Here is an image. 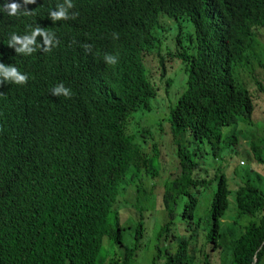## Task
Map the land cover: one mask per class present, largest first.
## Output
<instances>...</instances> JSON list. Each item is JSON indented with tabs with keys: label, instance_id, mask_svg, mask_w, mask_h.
<instances>
[{
	"label": "trees",
	"instance_id": "16d2710c",
	"mask_svg": "<svg viewBox=\"0 0 264 264\" xmlns=\"http://www.w3.org/2000/svg\"><path fill=\"white\" fill-rule=\"evenodd\" d=\"M70 2L75 18L14 28H49L50 70H29L25 84L0 76V264L132 263L145 235L140 175L154 177L161 166L157 143L143 149L147 128L127 127L133 112L156 105L158 80L178 170L163 184L166 214L149 264H263L264 134L250 140L238 121L264 94V0ZM175 60L184 86L172 98ZM61 83L70 98L52 93ZM238 134L250 140L254 164L234 165L230 177ZM133 182L134 201L121 204ZM231 193L232 222L252 216L237 232L224 222Z\"/></svg>",
	"mask_w": 264,
	"mask_h": 264
},
{
	"label": "rangeland",
	"instance_id": "374dc122",
	"mask_svg": "<svg viewBox=\"0 0 264 264\" xmlns=\"http://www.w3.org/2000/svg\"><path fill=\"white\" fill-rule=\"evenodd\" d=\"M264 39V38H263ZM264 57V56H263ZM264 60V59H263ZM170 70L168 71L169 74L174 79L173 85L170 87L169 94L172 98L176 97V95L180 92L183 88L184 84L182 82V77L184 75V71L181 68V62L175 60L173 64L170 66ZM158 84L160 85V90L156 93L155 99L153 100L154 105L153 109L150 111H142L137 110L133 112L130 116L128 121V131L129 132H139L141 135V129L147 128L146 132V142H143V149L144 151H151L152 143L155 142L158 144V149L160 151L159 154V165L161 166L160 173L154 177L147 175L145 173H141L140 175V182L142 186L146 188V192H141L139 194L138 200L139 204H137V208L140 209L142 207V215L143 220L145 223V235L143 237V245L140 251L137 253L135 259L132 261L131 264H149L153 254L156 252V232L159 228L162 219L165 217V211L161 206V194L163 191V184L165 179L172 178L176 175L178 170V162L177 157L175 154V144L171 138V134L166 129V117H165V110L164 108L167 107L168 104V97L163 92V83L161 80H158ZM153 90V88H152ZM165 98L163 101L159 102V99ZM158 99V100H157ZM163 105V108L157 109V106ZM239 128L242 129V132L248 137L250 140L251 138L256 139L257 137L264 134V94H260L256 96V104L254 111L251 115L250 119H246V121L239 122ZM233 124L223 125V132H227ZM238 130V129H236ZM239 131H237L238 133ZM238 136H240L238 134ZM185 137H188L186 134ZM247 140L244 137L239 138V144L235 146V152H233L232 160L230 166L227 169V173L230 177L233 176V167L234 165H238L239 168L249 169L253 166L254 161L251 158L250 150L248 149V143L250 140ZM137 141H142V136L137 138ZM146 143V144H145ZM187 143V142H186ZM234 150V149H233ZM204 157H206V161L212 162L210 155L205 151H202ZM244 165H239V163H243ZM259 171L262 170L264 174V170L258 166ZM254 178H257L256 174ZM236 179L233 178L229 179V183L231 187L235 186ZM258 181L262 182L264 185V175L263 178L260 177ZM136 185L135 182L131 183L126 187L124 192L119 196V200L122 204L124 199L129 200V202L134 201L135 194H136ZM264 190V187H262ZM233 189V188H232ZM229 206H228V215L225 217L227 227L228 225H236V232L240 230V225L245 223L248 219L252 216L250 215H243L240 219H237L236 222L234 218V198L233 193L229 196ZM125 214H130L133 212L125 208L122 210ZM131 214V216H132ZM133 217V216H132ZM135 218V217H134ZM236 218V217H235ZM234 218V219H235ZM131 220V217L128 221ZM130 230L128 228L123 230V240L125 242H129L131 237L129 236ZM165 241V240H163ZM162 241V242H163ZM200 241V240H199ZM222 242L226 245H229V238L227 236L222 237ZM106 246H109L108 242H105ZM117 248V244L115 246ZM121 249V247H119ZM264 258V257H263ZM264 264V261H263Z\"/></svg>",
	"mask_w": 264,
	"mask_h": 264
},
{
	"label": "clouds",
	"instance_id": "9594fccd",
	"mask_svg": "<svg viewBox=\"0 0 264 264\" xmlns=\"http://www.w3.org/2000/svg\"><path fill=\"white\" fill-rule=\"evenodd\" d=\"M68 7H73L66 0ZM62 0H0V76L16 84L27 83L26 72L48 71L52 65L51 33L48 27L35 25L29 31L14 28L27 25L32 19L48 17L51 21L75 18L76 13ZM72 17H69V15ZM58 43V41L56 42ZM110 65L116 58L105 55ZM29 71V72H30ZM54 95L70 98L72 92L59 84L52 89Z\"/></svg>",
	"mask_w": 264,
	"mask_h": 264
}]
</instances>
